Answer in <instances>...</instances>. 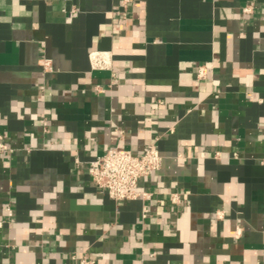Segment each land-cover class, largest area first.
<instances>
[{
    "label": "crops",
    "instance_id": "crops-1",
    "mask_svg": "<svg viewBox=\"0 0 264 264\" xmlns=\"http://www.w3.org/2000/svg\"><path fill=\"white\" fill-rule=\"evenodd\" d=\"M0 135V264H264V0H0ZM148 143L144 195L93 181Z\"/></svg>",
    "mask_w": 264,
    "mask_h": 264
},
{
    "label": "built area",
    "instance_id": "built-area-1",
    "mask_svg": "<svg viewBox=\"0 0 264 264\" xmlns=\"http://www.w3.org/2000/svg\"><path fill=\"white\" fill-rule=\"evenodd\" d=\"M129 1V0H124ZM246 12H251V7H245ZM90 59L95 69H108L112 66L111 55L104 51H91ZM45 69H52V62L48 58L42 59ZM206 69L201 67L199 76L204 77ZM99 91L104 88L97 86ZM47 127V123L44 122ZM9 147L0 135V150H8ZM10 150V149H9ZM163 162V156L155 143H148L141 154L130 150L113 147L104 154L90 161L89 173L93 181L104 189L113 199H136L145 193L140 190V180L158 171ZM174 201L178 199L175 196ZM2 222H0V225ZM79 264H96V260L85 256L79 259Z\"/></svg>",
    "mask_w": 264,
    "mask_h": 264
}]
</instances>
